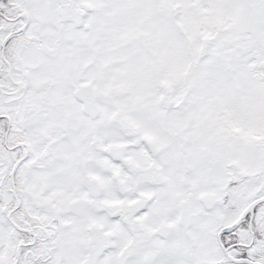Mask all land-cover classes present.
Returning <instances> with one entry per match:
<instances>
[{
    "label": "snow or ice",
    "instance_id": "1",
    "mask_svg": "<svg viewBox=\"0 0 264 264\" xmlns=\"http://www.w3.org/2000/svg\"><path fill=\"white\" fill-rule=\"evenodd\" d=\"M0 264H264V0H0Z\"/></svg>",
    "mask_w": 264,
    "mask_h": 264
}]
</instances>
